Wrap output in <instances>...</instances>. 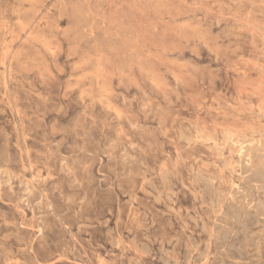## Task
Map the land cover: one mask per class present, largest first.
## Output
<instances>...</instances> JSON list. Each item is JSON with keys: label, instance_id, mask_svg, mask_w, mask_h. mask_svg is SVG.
Returning <instances> with one entry per match:
<instances>
[{"label": "rangeland", "instance_id": "374dc122", "mask_svg": "<svg viewBox=\"0 0 264 264\" xmlns=\"http://www.w3.org/2000/svg\"><path fill=\"white\" fill-rule=\"evenodd\" d=\"M0 264H264V0H0Z\"/></svg>", "mask_w": 264, "mask_h": 264}, {"label": "bare ground", "instance_id": "6f19581e", "mask_svg": "<svg viewBox=\"0 0 264 264\" xmlns=\"http://www.w3.org/2000/svg\"><path fill=\"white\" fill-rule=\"evenodd\" d=\"M196 133V132H195ZM240 136V135H239ZM199 137V136H198ZM250 139V138H249ZM213 140V139H212ZM258 140V139H257ZM208 141V140H207ZM252 143V142H251ZM252 145V144H251ZM243 147V146H242ZM248 147V146H247ZM220 148V147H219ZM221 150V148H220ZM259 156V155H258ZM262 157V156H261ZM220 159V158H219ZM263 159V158H262ZM245 163V162H244ZM242 169V168H241ZM261 171V170H260ZM231 172V171H230ZM260 176V175H259ZM203 179V178H202ZM243 179V178H242ZM242 181V180H241ZM246 181V180H245ZM240 183V182H239ZM206 184V183H205ZM260 185V184H259ZM232 190V189H231ZM263 191V190H261ZM224 206V205H223ZM235 215V214H234ZM237 218V217H236ZM215 227V226H214ZM224 227V226H223ZM248 237V236H247ZM252 237V236H251Z\"/></svg>", "mask_w": 264, "mask_h": 264}]
</instances>
